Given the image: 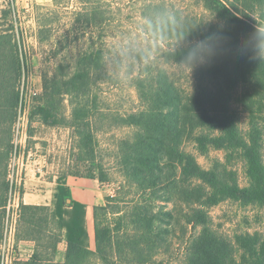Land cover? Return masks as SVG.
Segmentation results:
<instances>
[{
    "label": "rangeland",
    "instance_id": "rangeland-1",
    "mask_svg": "<svg viewBox=\"0 0 264 264\" xmlns=\"http://www.w3.org/2000/svg\"><path fill=\"white\" fill-rule=\"evenodd\" d=\"M100 1L107 11L108 25L100 24L97 14ZM156 18L162 25L171 20L170 32L179 36L163 35L169 41V48L176 46L180 38L188 39L183 37L187 24L192 26L194 23L202 32L207 30L208 33L212 25L224 24L204 7L202 0H19L15 5L0 0V35H13L20 51L21 79L15 75L12 80L4 79L0 72V182L3 183L1 177L6 174L7 205L11 190L18 192L21 198V205L12 209L13 214H18L20 253L14 264L28 263L35 252L34 242L26 246L19 244L24 227L22 206L50 210L47 214L40 211L27 214L33 217L34 223L51 215L58 202L60 176L67 175L65 183L69 190L84 180L97 181L95 204L87 207L86 215V230L93 251L96 250L94 207L104 206L107 198L117 196H121L119 205L124 207L135 200L133 193L139 195L135 187L131 190L128 185L126 192L131 191L130 197L121 194L124 189L119 190L130 179L120 164L122 160L117 159L121 156L118 150L134 136L133 128L125 124V118L146 106L144 96L158 73H167L183 91V96L193 92L196 73L200 77L195 66H180L167 60L168 46L151 36L158 33L152 30ZM253 18L264 28V20L258 19V15ZM156 30L161 31L159 24ZM170 32L165 34L171 36ZM157 36L162 37L160 33ZM102 40L106 45H100ZM101 47L107 59L104 69L96 63L86 68V60H96ZM206 55L208 53L203 58ZM86 72L88 82L83 85L80 75ZM140 78L144 80L139 81ZM250 86L254 89L252 82L244 88ZM243 95L242 89L237 97ZM231 109L238 113L239 127L246 134L249 131L248 113L236 101L231 103ZM89 133L94 139L92 146L87 148L81 136ZM184 148L197 157L202 169L219 168L230 180L236 179L241 189L249 187L245 163L239 154L227 155L211 150L201 156L192 142H186ZM100 167H104L106 183L99 181ZM45 180L47 184L41 183ZM29 182L32 183L30 191ZM191 185L196 191L193 208H201L203 201L200 198L204 194L200 189L209 197L212 191L200 182L193 181ZM27 193L42 195V204H25L24 194ZM155 198H146L155 214L161 213L155 226L167 229L168 235L164 236L163 247L153 258L151 254L149 264H186L187 248L198 235L187 221L193 208L175 195L171 202L163 204L157 203ZM68 201H75L72 195ZM202 209L213 230L233 244L235 264L249 262L252 257L248 254V246L253 243V238L264 242V205L225 199ZM0 212H4L0 217V231L3 232L7 210L4 208ZM59 222V219L51 220V228L62 239L54 261L64 264L67 240L63 236L65 233L57 227ZM2 239L3 234L0 247Z\"/></svg>",
    "mask_w": 264,
    "mask_h": 264
},
{
    "label": "trees",
    "instance_id": "trees-1",
    "mask_svg": "<svg viewBox=\"0 0 264 264\" xmlns=\"http://www.w3.org/2000/svg\"><path fill=\"white\" fill-rule=\"evenodd\" d=\"M226 1L229 4L224 0H202L204 7L224 24L212 25L209 33L202 32L194 23L187 24L185 30L182 26L183 37L188 39L180 38L173 48H169L167 37L179 36L170 32L171 20L162 25L157 18L153 19L152 30L162 37L154 33L151 36L168 46L167 60L180 66H195L200 77L196 73L193 92L183 96V91L167 73H158L144 96L146 106L125 118L134 136L118 150L121 156L117 159L122 160L120 164L130 179L119 190L124 189L121 194L130 197L131 191L126 192L128 185L131 190L135 187L139 195L132 192L135 200L124 207L119 205L121 196L107 198L104 206L94 207L96 250L93 251L86 230L87 206L75 201L69 203L71 191L65 183L67 175L60 176L58 202L51 215L34 223L33 217L27 214L36 211L47 214L50 210L22 206L24 227L19 243H35L34 255L26 264H56L54 256L62 239L51 228V220L57 219L60 220L57 227L67 240L64 264H149L168 234L167 229L155 226L161 213L155 214L146 198L156 196L157 203L163 204L171 202L175 195L193 208L196 205L193 181L206 185L212 194L209 197L198 187L203 191L200 200L204 203L187 216L188 225L198 231V235L187 248L186 264H235L233 244L213 230L202 207H213L225 199L264 205V28L253 18L258 15V19L264 20V0ZM98 9L100 24L108 25L102 1ZM158 24L161 31L156 30ZM169 32L171 36L165 34ZM100 45L106 44L102 40ZM205 53L208 55L203 58ZM97 56L96 60H86V68L97 64L104 69L107 59L103 47ZM0 67L4 79L9 80L14 75L21 79L20 51L13 35H0ZM80 76L83 85L88 82L87 72ZM250 82L254 89L244 88ZM242 89L243 97H237ZM234 101L248 113L246 134L239 127L238 113L231 109ZM81 138L85 147L92 146V133L82 134ZM186 142H192L201 156L211 150L239 154L245 163L249 187L241 189L236 179L230 180L219 168L202 169L197 157L184 148ZM99 177L101 183L108 181L104 167H100ZM2 180L0 211L7 206L9 190L6 174ZM2 234L0 231V237ZM252 242L248 246L252 258L246 264H264L263 240L255 237Z\"/></svg>",
    "mask_w": 264,
    "mask_h": 264
},
{
    "label": "built area",
    "instance_id": "built-area-1",
    "mask_svg": "<svg viewBox=\"0 0 264 264\" xmlns=\"http://www.w3.org/2000/svg\"><path fill=\"white\" fill-rule=\"evenodd\" d=\"M19 0H6L10 5H15ZM28 6V4H27ZM7 216L4 223L3 239L1 243V264H14L19 260L20 253L17 241L18 214H13L12 209L21 205L19 193L11 190Z\"/></svg>",
    "mask_w": 264,
    "mask_h": 264
},
{
    "label": "crops",
    "instance_id": "crops-1",
    "mask_svg": "<svg viewBox=\"0 0 264 264\" xmlns=\"http://www.w3.org/2000/svg\"><path fill=\"white\" fill-rule=\"evenodd\" d=\"M41 183L47 184L46 180ZM95 183H97L96 180H92V181L84 180V182L75 183L74 186H71V184H69V186H71L72 188L70 189V191H71V195L74 198V200L83 205H86L88 208L94 205L95 201H93V197L95 194V189H94ZM31 185H32L31 182L27 184L29 191H30ZM42 198H43L42 195H33L30 193H27V194H24V203L28 205H41ZM19 244L26 246V245H31L32 243L31 242H20Z\"/></svg>",
    "mask_w": 264,
    "mask_h": 264
}]
</instances>
